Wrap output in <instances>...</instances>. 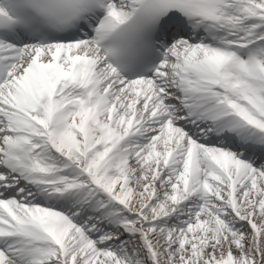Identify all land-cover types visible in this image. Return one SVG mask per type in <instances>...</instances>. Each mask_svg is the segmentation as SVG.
I'll list each match as a JSON object with an SVG mask.
<instances>
[{
	"label": "snow or ice",
	"instance_id": "snow-or-ice-1",
	"mask_svg": "<svg viewBox=\"0 0 264 264\" xmlns=\"http://www.w3.org/2000/svg\"><path fill=\"white\" fill-rule=\"evenodd\" d=\"M0 264H264V0H0Z\"/></svg>",
	"mask_w": 264,
	"mask_h": 264
}]
</instances>
